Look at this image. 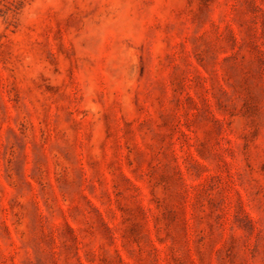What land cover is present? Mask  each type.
I'll list each match as a JSON object with an SVG mask.
<instances>
[{
    "label": "rangeland",
    "instance_id": "obj_1",
    "mask_svg": "<svg viewBox=\"0 0 264 264\" xmlns=\"http://www.w3.org/2000/svg\"><path fill=\"white\" fill-rule=\"evenodd\" d=\"M0 264H264V0H0Z\"/></svg>",
    "mask_w": 264,
    "mask_h": 264
}]
</instances>
